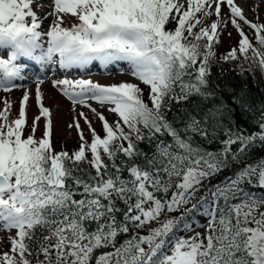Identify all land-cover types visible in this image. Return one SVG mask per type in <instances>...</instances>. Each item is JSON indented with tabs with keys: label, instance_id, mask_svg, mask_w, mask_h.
Returning a JSON list of instances; mask_svg holds the SVG:
<instances>
[{
	"label": "snow or ice",
	"instance_id": "6c2138e0",
	"mask_svg": "<svg viewBox=\"0 0 264 264\" xmlns=\"http://www.w3.org/2000/svg\"><path fill=\"white\" fill-rule=\"evenodd\" d=\"M229 27L237 44L217 56ZM27 60L121 64L135 82L52 81L73 112L100 123L76 113L71 151L54 145L43 79L31 124L30 90L15 116L0 98V231H15L0 264H264V101L211 79L221 61L264 76L258 13L249 19L236 0H0V91L25 79Z\"/></svg>",
	"mask_w": 264,
	"mask_h": 264
},
{
	"label": "rangeland",
	"instance_id": "374dc122",
	"mask_svg": "<svg viewBox=\"0 0 264 264\" xmlns=\"http://www.w3.org/2000/svg\"><path fill=\"white\" fill-rule=\"evenodd\" d=\"M256 2L255 0H253ZM238 4H240L244 9L249 19H255L256 13L259 14L260 20L264 22V5L259 4L258 8L256 9V12H253L251 10L252 5L254 4L251 2H245V0H236ZM43 3L45 5H48L51 3V0H43ZM262 3V2H261ZM51 9L48 7L44 8V11H50ZM224 13L228 12V9L225 7L222 9ZM40 15L43 13L40 12ZM215 17H213L214 19ZM50 20H46L44 22V27L47 28ZM232 32V37L229 38L227 36V33L224 34L222 37V43L217 45L216 48L218 50H223L225 52H228V50L231 47L236 46L237 41L239 37L237 36L235 30L231 27L228 29ZM245 31L251 35V30H249L247 27H245ZM3 55H7L6 53H3ZM28 62L26 61V71L24 73L25 79L21 81H17L18 87L15 88L11 92H3L0 91V98L7 97L12 101V115L15 116L18 113L19 109V101L21 100L23 96V92L25 89L30 90L31 95L28 103L27 108V114H28V122L31 124L32 120L39 115L38 106L35 102V88L36 83L39 79H43L44 83L41 85V90L44 94V105L46 107H49L50 110L53 113V142L61 146L62 144L64 147L72 148L74 145H79V139L77 136V132L75 127L69 128L68 125L72 123L74 116H76V113L80 111H84L88 116L89 119H92L94 121L93 126L97 129V131H100V123L98 120H95L92 114L88 111L86 108H81L80 106H76V111H72V104L69 100H67L65 97H63L60 92L53 88L52 81L56 79H63L67 77L68 79H91L94 82H99L101 84H112V83H119L121 81H133V78L127 74V69L125 68V74L121 75L119 72V69L121 67H124L121 64L112 65L109 67H113L111 70L109 67L107 69L100 70H93L94 67L100 66L98 62H96L94 65H90L86 69L82 70H71V71H65L58 68L56 65L49 66H42L43 72H47L45 74L39 73L35 77L36 83H32L31 75L28 72ZM39 66V65H38ZM36 67V65H35ZM54 69V71H53ZM72 72V73H71ZM32 73V70H31ZM35 73H33L34 75ZM33 79V82H35ZM135 82V81H133ZM89 103H92L93 107H99L94 102L89 101ZM3 108V103H0V109ZM106 115L110 116V114L105 113ZM82 127L84 128L85 135H88V129L87 126L84 125L83 120L80 121ZM43 125L44 120L41 119L39 122V127L37 129V136H40L43 132ZM203 230V229H202ZM14 230L11 233L0 231V238H2V242H0V251H5V246L8 245V236L13 235Z\"/></svg>",
	"mask_w": 264,
	"mask_h": 264
},
{
	"label": "trees",
	"instance_id": "16d2710c",
	"mask_svg": "<svg viewBox=\"0 0 264 264\" xmlns=\"http://www.w3.org/2000/svg\"><path fill=\"white\" fill-rule=\"evenodd\" d=\"M217 56H221L223 54H226L227 52L223 50H218L215 47ZM245 67H247V64H245ZM221 72H223V75H221ZM213 83H221L222 85H227L229 88L235 89L236 91H239L241 89L246 90L252 99L256 102L264 101V76L261 75L258 69L255 70L254 76L250 73H245L244 75L239 74V69L237 67V62L230 61L228 63L220 62L219 64H214L212 68V77H211ZM147 95V93L145 94ZM226 97L228 93L225 94ZM109 119H115L114 116H109ZM236 119L238 124L246 126L249 131L254 130V124H253V117L247 114H241L237 112ZM56 149L59 151L60 147L58 144L54 143ZM79 145H74V147L69 148L65 147L67 150L71 151L73 149L78 148ZM211 147L216 148L219 147V145H212ZM262 153L260 150H257L256 155L259 156ZM229 170H225V172L221 173L219 176H217L215 179H213L212 183H217L219 180H222L224 176L229 175ZM259 191V189H257ZM203 190L198 193V196L203 195ZM190 207V205H189ZM180 213H171L170 215L178 216ZM193 219H199L201 223L205 222L204 217H198L195 214L193 215ZM197 231H203L202 229H196ZM15 234V231H14ZM13 234V235H14ZM183 235V233H181ZM123 238V237H122ZM8 245L5 246V251L7 250Z\"/></svg>",
	"mask_w": 264,
	"mask_h": 264
},
{
	"label": "bare ground",
	"instance_id": "6f19581e",
	"mask_svg": "<svg viewBox=\"0 0 264 264\" xmlns=\"http://www.w3.org/2000/svg\"><path fill=\"white\" fill-rule=\"evenodd\" d=\"M251 1H252L253 3H255L253 0H247V2H251ZM247 2H246V3H247ZM259 4H262V5H264V2H262V3H259Z\"/></svg>",
	"mask_w": 264,
	"mask_h": 264
}]
</instances>
